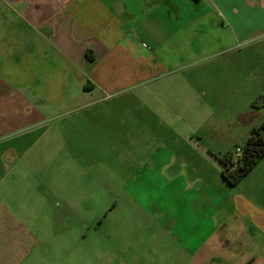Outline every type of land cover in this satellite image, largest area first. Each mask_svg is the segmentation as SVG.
<instances>
[{
	"label": "rangeland",
	"instance_id": "1",
	"mask_svg": "<svg viewBox=\"0 0 264 264\" xmlns=\"http://www.w3.org/2000/svg\"><path fill=\"white\" fill-rule=\"evenodd\" d=\"M25 7L0 0L3 73L6 45H46L42 24L28 19ZM247 45H183L185 59H176L173 50L172 61L154 79L78 96L62 104L75 105L73 110L57 115L51 101L29 97L34 88L49 94L47 83L30 80L25 89L15 72L11 79L1 74L27 102L51 108L39 131L22 137L30 172L25 191L16 182H0V205L12 229L0 240L5 263L118 264L117 238L123 234L159 238L161 231L155 226L151 234L149 221L162 223L171 214L161 209L180 203V191L171 194L165 178L170 167L164 164L172 156L186 157L211 183L221 179L227 187L218 189L221 196L243 190L264 198V156L238 185L229 186L220 174L219 157L264 122V52ZM78 133L86 145H75ZM21 245L27 247L19 254Z\"/></svg>",
	"mask_w": 264,
	"mask_h": 264
},
{
	"label": "crops",
	"instance_id": "2",
	"mask_svg": "<svg viewBox=\"0 0 264 264\" xmlns=\"http://www.w3.org/2000/svg\"><path fill=\"white\" fill-rule=\"evenodd\" d=\"M11 1L26 3L27 18L42 24L46 43L6 45L5 73L0 71V147L5 155L0 156V182H16L22 191L30 173L22 137L39 131L51 108L27 102L25 93L11 88L1 74L10 78L8 74L15 72L25 89L30 80L47 83L49 94L34 88L27 96L51 101L57 115L73 110L75 105L62 104L78 96L86 99L95 92L154 79L172 61L173 50L176 59H185L183 45L244 43L264 52V0ZM73 137L75 145H86L81 133ZM19 145L13 155L11 148ZM164 166L170 167L165 176L168 191H180V203L161 209L171 214L164 222L149 221L151 234L155 226L162 232L159 238L132 234L117 238L118 264H264L263 197L258 200L243 190L221 196L218 189L225 190L221 179L207 181L186 157L172 156ZM215 167L219 171L220 165ZM178 179L181 186L176 185ZM1 207L0 240L6 241L12 229ZM19 247L21 254L27 246ZM0 259L5 263L6 250H0Z\"/></svg>",
	"mask_w": 264,
	"mask_h": 264
},
{
	"label": "trees",
	"instance_id": "3",
	"mask_svg": "<svg viewBox=\"0 0 264 264\" xmlns=\"http://www.w3.org/2000/svg\"><path fill=\"white\" fill-rule=\"evenodd\" d=\"M240 154L236 156V149ZM264 156V122L250 130L245 142L219 157L222 164L220 174L229 186L236 185Z\"/></svg>",
	"mask_w": 264,
	"mask_h": 264
},
{
	"label": "built area",
	"instance_id": "4",
	"mask_svg": "<svg viewBox=\"0 0 264 264\" xmlns=\"http://www.w3.org/2000/svg\"><path fill=\"white\" fill-rule=\"evenodd\" d=\"M239 154H240V149L237 148V149H236V156H238Z\"/></svg>",
	"mask_w": 264,
	"mask_h": 264
}]
</instances>
